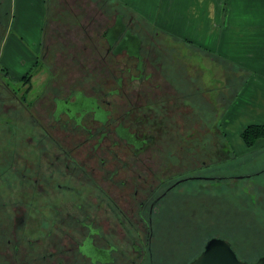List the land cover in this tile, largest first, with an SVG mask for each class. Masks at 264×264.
<instances>
[{"label": "flooded vegetation", "instance_id": "flooded-vegetation-1", "mask_svg": "<svg viewBox=\"0 0 264 264\" xmlns=\"http://www.w3.org/2000/svg\"><path fill=\"white\" fill-rule=\"evenodd\" d=\"M70 4L75 12L79 2ZM110 11L98 15L109 18ZM114 15L92 47L95 63L70 55L72 64L87 67L83 86L64 92L54 85L48 64L54 44L45 57L48 27L20 77L11 78L0 63L16 82L11 87L0 80V114L11 107L19 131L0 152V264L179 263L177 256L153 253L162 236L152 226L156 217L167 206L185 207L192 216L210 210L208 195L216 192L200 190L199 197L187 187L196 180L227 182L213 180L208 169L215 157L230 155L213 143L217 114L190 75L188 54L168 47L158 30L135 15ZM6 26L0 25V50ZM39 70L46 83L33 93ZM26 76L23 87L18 81ZM173 166L179 169L162 175ZM165 239L163 248L170 245Z\"/></svg>", "mask_w": 264, "mask_h": 264}, {"label": "crops", "instance_id": "crops-1", "mask_svg": "<svg viewBox=\"0 0 264 264\" xmlns=\"http://www.w3.org/2000/svg\"><path fill=\"white\" fill-rule=\"evenodd\" d=\"M100 1L94 0L97 11ZM116 1L139 13L168 47L180 48L181 56L188 54L190 75L217 114L215 121L229 155L264 157V136L251 146L241 137L247 126L264 125V0ZM49 2L11 0L0 50V63L11 78L20 77L32 64V50L48 26ZM203 69L207 72L202 73Z\"/></svg>", "mask_w": 264, "mask_h": 264}, {"label": "trees", "instance_id": "trees-1", "mask_svg": "<svg viewBox=\"0 0 264 264\" xmlns=\"http://www.w3.org/2000/svg\"><path fill=\"white\" fill-rule=\"evenodd\" d=\"M117 1L101 0L99 3L100 11L103 8L111 10V13L122 12L130 13L120 6ZM11 0H0V25L3 28L10 18ZM48 10V9H47ZM46 29V27H45ZM29 76L22 78L18 83L26 84ZM0 80L7 85L14 87L16 82L9 78L7 70L0 66ZM22 84V85H23ZM205 102L200 99L198 104L206 106ZM209 107V106H208ZM211 107V106H210ZM208 108L209 110L212 108ZM208 110V111H209ZM211 133L215 146L230 153L223 134L218 128L214 119ZM264 136V125L247 126L241 133L244 142L251 146L255 140ZM260 155L252 157H236L230 155L228 160H233L232 164L227 160L214 158L213 163L209 166V171H213V180L233 181L238 177H249L253 175L264 176V157ZM262 158L261 165L256 164V160ZM228 167L240 170L244 167L248 172L244 174L225 175ZM231 168V169H232ZM211 180V179H210ZM195 183L202 182L196 180ZM193 183V184H195ZM264 187V186H262ZM207 194L205 189H203ZM220 192V193H219ZM216 194L209 193L208 198L211 202V209L203 208L197 215H190V211L185 207H164L160 216L156 217L153 223L154 232L163 235L170 244L180 241L182 244L191 245L197 243V249H202L206 239L212 236L225 238L231 243L237 257L246 261H254L264 255V199L256 200L254 204L247 198L243 191L237 188H224ZM198 196H202L200 190H197ZM263 197V196H262ZM163 243V241H162ZM161 243V244H162ZM173 249V248H172ZM197 252V250H196ZM199 254V251L196 253ZM255 258V259H253Z\"/></svg>", "mask_w": 264, "mask_h": 264}, {"label": "rangeland", "instance_id": "rangeland-1", "mask_svg": "<svg viewBox=\"0 0 264 264\" xmlns=\"http://www.w3.org/2000/svg\"><path fill=\"white\" fill-rule=\"evenodd\" d=\"M112 1H116V0H112ZM74 2H79L78 5H75L76 13L74 11H70L67 8V5L70 3H71L70 5L74 7L73 5ZM94 3H95L94 0H50L48 4V12H49L48 17L50 18V20L48 22V26H47L48 32L45 36V43H44L45 54H46L45 57L51 54V51H52L51 46L52 44H54V47H53L54 51H52L54 60L52 64L50 60H48V64L53 70L54 78L56 77L55 78L56 80L54 81V85L60 87V89L64 88L62 89L64 90V92L67 91L66 90L67 87H69L70 85L72 86L73 84L83 86L84 83L80 84L79 82H83V75H84L85 69L87 68V67H84V65H82L81 63L72 64L71 63L72 59L70 58V55L75 53V55L79 57L80 62L85 60L83 58L85 56V58L87 57V59H89L88 61L90 62L94 61L95 63L98 55L96 54V51L92 47L93 45H96L95 44L96 37L102 34L104 28L107 25H109L110 23L109 19L111 20L114 19L112 15H111V18L110 16L109 18L99 17L98 13L101 11L100 10L97 11L94 9ZM65 11L67 12L65 13ZM80 11L82 12L80 13ZM128 11H132V10L128 8ZM57 14H59L61 17H56ZM132 15H135V17H137L139 21H141L143 24H146L144 18H142L139 13L137 14L135 11H132ZM133 23H136V22H133ZM90 35L93 37V39L89 40ZM90 44L91 46H88L87 48H83V46L90 45ZM181 46L183 45L180 44V47ZM46 47L48 48V52L46 51ZM82 49H84L85 51ZM103 49H104V46L101 49L102 53H103ZM185 49L188 50V48L186 47ZM81 51H84L85 55L83 52L82 56H80L79 52ZM198 62H199L198 66L202 67L203 66L202 60L199 59ZM67 63H69V65H66ZM11 66H15V65H11ZM65 66L67 67L64 69ZM44 68H45V65L43 69ZM40 71L41 70L35 73L36 79L34 78V74L32 77L34 78L33 79V93L41 91L44 84L46 83L45 82V79H47L46 72L40 73ZM198 72H200V70H198ZM204 72H207V71L203 69L202 73ZM101 75H102V78H104L105 76H108L106 75V73H101ZM96 76H98V74H96ZM94 77H95V74L91 76V78H94ZM57 78H60V79L63 78L64 80L62 82H59ZM220 83L221 82H219V84ZM22 86L26 87L27 84H23ZM49 97H50V94H48V91H47L42 99L43 101L42 103L43 104L46 103V100H48ZM214 101L215 103L217 102L216 96H214ZM38 107H39V103L37 105V108ZM0 109L2 111L4 110L2 106H0ZM211 109H213V107ZM0 121L4 124H7V125H3L2 123H0V152H3L2 147H4V140L11 141L14 138L13 137L14 132L16 135H18L19 131L17 130V127H15L16 123L13 117L11 107H8V112L0 114ZM184 148H186L187 153H188V146H184ZM227 148L228 150L230 149L228 145H227ZM6 150H9V146L6 147ZM151 155L149 156L150 158L149 164L151 168L155 169L157 162L155 158ZM180 157H181V160L184 161V156L182 154L180 155ZM262 158L256 160V164L261 165ZM227 161H229L228 163L232 164L233 160L231 159ZM183 166H184V163L181 168H184ZM231 168L232 167H228L227 168L228 171L224 174L225 175H235V174H244L248 172L244 167H242L240 170L234 169V168L231 169ZM177 169H179L178 166H173L172 168L168 167L166 168V170H164V172H162V175L174 172ZM262 186H264V176L253 175L251 176V178L249 177L244 178L240 176L237 179H234L233 181L224 182V183H206V182L195 183L193 186H188L187 191L191 193L193 192L192 189H196V190L205 189L209 191L213 190L217 193L219 191H222L223 188L233 187V188H237L243 191L244 194L247 196V198L251 201V203L254 204V201L256 200L259 202V197L260 199L262 198V200L264 199V187ZM260 193L262 194L258 197V194ZM207 240L208 239H206L205 241ZM162 241H163V235L158 240L157 245H159V247L157 246V250L154 249L153 253L156 256L157 255L165 256V257L166 256L167 257L177 256L180 259L177 260L176 262H179L180 264H187L189 260H192L198 255L196 254L198 251L200 253L203 249L202 247V249L199 248L198 250L196 242L195 243L192 242L191 245H187V244H182L180 241L176 242V240H175V243H172L168 245L167 247L165 246L163 248L161 247ZM179 263L169 262V264H179Z\"/></svg>", "mask_w": 264, "mask_h": 264}, {"label": "water", "instance_id": "water-1", "mask_svg": "<svg viewBox=\"0 0 264 264\" xmlns=\"http://www.w3.org/2000/svg\"><path fill=\"white\" fill-rule=\"evenodd\" d=\"M187 264H264V255L255 261L240 260L228 240L213 236L205 242L202 251Z\"/></svg>", "mask_w": 264, "mask_h": 264}]
</instances>
